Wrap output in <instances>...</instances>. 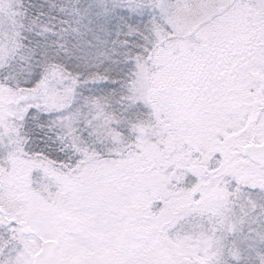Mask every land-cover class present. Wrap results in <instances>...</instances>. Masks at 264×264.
<instances>
[{
	"label": "snow or ice",
	"instance_id": "obj_1",
	"mask_svg": "<svg viewBox=\"0 0 264 264\" xmlns=\"http://www.w3.org/2000/svg\"><path fill=\"white\" fill-rule=\"evenodd\" d=\"M0 264H264V0H0Z\"/></svg>",
	"mask_w": 264,
	"mask_h": 264
}]
</instances>
